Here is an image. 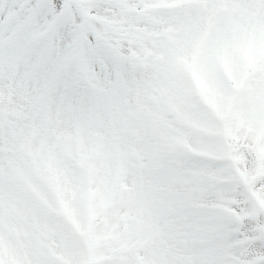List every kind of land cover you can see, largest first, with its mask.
<instances>
[{
    "label": "snow or ice",
    "instance_id": "6c2138e0",
    "mask_svg": "<svg viewBox=\"0 0 264 264\" xmlns=\"http://www.w3.org/2000/svg\"><path fill=\"white\" fill-rule=\"evenodd\" d=\"M0 264H264V0H0Z\"/></svg>",
    "mask_w": 264,
    "mask_h": 264
}]
</instances>
